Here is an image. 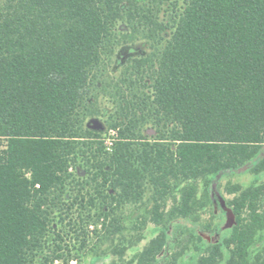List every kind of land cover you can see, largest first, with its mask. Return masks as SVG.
<instances>
[{"label": "trees", "instance_id": "1", "mask_svg": "<svg viewBox=\"0 0 264 264\" xmlns=\"http://www.w3.org/2000/svg\"><path fill=\"white\" fill-rule=\"evenodd\" d=\"M180 1L0 0V264H178L191 251L194 264H264V183L224 185L234 225L219 242L166 235L199 224L213 176L253 160L264 172V0ZM123 29L149 51L119 49L109 77ZM100 91L109 145L85 124ZM147 191L131 229L158 233L142 251L87 249Z\"/></svg>", "mask_w": 264, "mask_h": 264}, {"label": "rangeland", "instance_id": "2", "mask_svg": "<svg viewBox=\"0 0 264 264\" xmlns=\"http://www.w3.org/2000/svg\"><path fill=\"white\" fill-rule=\"evenodd\" d=\"M182 1L179 0V3ZM161 17V16H160ZM124 36V38H122ZM119 44L115 50V57H113L109 68V77H117V75L123 70L122 62L127 58L126 55H116L118 50L121 48H126L128 54H133L138 51H149V42L144 39H139L132 36V34L123 29L120 35ZM98 114L93 117H88L85 120V124L91 119H98L103 125V130L100 131V138L104 141L105 145H109L112 141L113 132L106 129L107 121L109 116L113 112V103L109 99V95L105 91H100L97 97ZM255 162L253 160L250 164L246 165L244 168L235 172H221L216 176L210 178L208 193L211 199L210 208L204 210L201 213V219L198 225H192L185 221H175L170 225L166 231V235L169 240L175 237V231L179 229H187L193 231L195 234L200 235L205 243L214 244L226 237L231 228L234 225V216L231 209L228 206V201L232 199L233 196L228 195L224 191V185L227 182L237 183L243 187H250L254 185H259L264 183V172L259 175H252L249 172V167ZM199 187H202V182L198 181ZM150 192L147 191L144 197V204L140 206L127 205L117 213L120 217V221L124 229L110 236L108 239H104L99 236H90L87 241V249H116L117 247H124L125 255L121 259L124 262L131 260L137 253L142 251V249L153 239L157 233L158 229L150 222H146L144 228L141 231L132 230V226L139 225V222L143 220L144 210L148 206V198ZM203 226H208L209 232H204L201 228ZM92 229V228H91ZM140 235V240L136 242V238ZM171 247V244H169ZM171 249V248H167ZM163 252L159 256V262H162L163 258H167L171 253V250ZM117 258L112 256L106 257H94L93 255H88L82 259L80 263L72 264H109L111 261ZM119 261V260H118ZM121 262V261H120ZM195 255L194 253L187 252L186 255L179 261L178 264H194Z\"/></svg>", "mask_w": 264, "mask_h": 264}, {"label": "water", "instance_id": "3", "mask_svg": "<svg viewBox=\"0 0 264 264\" xmlns=\"http://www.w3.org/2000/svg\"><path fill=\"white\" fill-rule=\"evenodd\" d=\"M86 127L96 131V132H100L103 130V125L101 124V122L98 119H91L86 123ZM149 134H151V132H149Z\"/></svg>", "mask_w": 264, "mask_h": 264}, {"label": "built area", "instance_id": "4", "mask_svg": "<svg viewBox=\"0 0 264 264\" xmlns=\"http://www.w3.org/2000/svg\"><path fill=\"white\" fill-rule=\"evenodd\" d=\"M113 135H114V133H113Z\"/></svg>", "mask_w": 264, "mask_h": 264}]
</instances>
